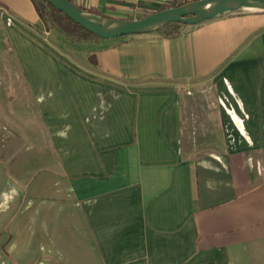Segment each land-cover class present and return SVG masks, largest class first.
<instances>
[{"label": "crops", "instance_id": "obj_1", "mask_svg": "<svg viewBox=\"0 0 264 264\" xmlns=\"http://www.w3.org/2000/svg\"><path fill=\"white\" fill-rule=\"evenodd\" d=\"M193 1L71 0L116 20ZM0 57V117L45 161L0 155V264H264V12L72 42L0 0Z\"/></svg>", "mask_w": 264, "mask_h": 264}, {"label": "water", "instance_id": "obj_2", "mask_svg": "<svg viewBox=\"0 0 264 264\" xmlns=\"http://www.w3.org/2000/svg\"><path fill=\"white\" fill-rule=\"evenodd\" d=\"M99 39H115L159 31L170 23L195 26L231 12H264V0H197L141 19L116 20L95 15L68 0H42Z\"/></svg>", "mask_w": 264, "mask_h": 264}, {"label": "rangeland", "instance_id": "obj_3", "mask_svg": "<svg viewBox=\"0 0 264 264\" xmlns=\"http://www.w3.org/2000/svg\"><path fill=\"white\" fill-rule=\"evenodd\" d=\"M50 25V26H49ZM47 29H52V26L50 23L46 24ZM2 59V57H0ZM0 59V70H4V69H11V66H6V64L3 62V60ZM13 110L9 109L7 113L9 114H14L12 112ZM15 119H17L15 117ZM11 118L10 117H5V118H1L0 117V126L3 125L5 128L3 129L6 132H3V139L1 143L0 141V146L1 144H8L9 145V149H7L8 147H5V149H7L8 151H4L2 154H0L1 156L4 157L5 164L6 162L7 167L9 169V171H13L14 174H16V176L18 177V175L21 176H28L29 173L31 171H37L40 170L41 167L44 166V157L38 155V154H32L29 152H27L25 150V145L28 144V142L26 141V139H20L19 136L15 135V136H11V132L13 131V127L11 125ZM15 122H21L23 125L21 126V128L25 129L27 131L28 126L26 124H24V122H26L25 119H17ZM10 123V124H8ZM10 132V133H8ZM10 134V135H9ZM4 138L6 139V142L4 141ZM12 138L16 141H12ZM20 139V140H19ZM10 141V142H9ZM16 146L20 147L21 150V155H19L15 150H16ZM10 153L12 154L11 157H13V159H7V154Z\"/></svg>", "mask_w": 264, "mask_h": 264}, {"label": "trees", "instance_id": "obj_4", "mask_svg": "<svg viewBox=\"0 0 264 264\" xmlns=\"http://www.w3.org/2000/svg\"><path fill=\"white\" fill-rule=\"evenodd\" d=\"M31 1L34 3L35 9L41 21L45 25L50 23L52 29H55L57 32H59L68 40H71L72 42H80V41H86L89 38L99 39L96 36L85 31L80 26L76 25L74 22H72L70 19L65 17L61 12L57 11L50 4L42 0H31ZM68 1L71 2V0ZM173 26H181V24L170 23L167 26L163 27L162 29H167L168 27H173Z\"/></svg>", "mask_w": 264, "mask_h": 264}]
</instances>
